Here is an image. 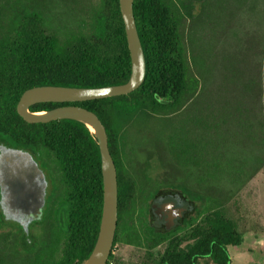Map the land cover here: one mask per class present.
Here are the masks:
<instances>
[{
	"label": "trees",
	"instance_id": "trees-1",
	"mask_svg": "<svg viewBox=\"0 0 264 264\" xmlns=\"http://www.w3.org/2000/svg\"><path fill=\"white\" fill-rule=\"evenodd\" d=\"M59 1L64 0H0V137L40 153L45 162L51 156L59 173L58 188L66 206L61 253L56 260L37 264H83L96 241L102 208L96 139L85 125L71 120L26 123L17 114L16 106L22 93L33 87L99 88L124 84L130 76L131 62L118 0H99L95 7L90 0H66L61 8L72 15L69 24L55 21L50 4ZM180 4L185 10L190 5L185 0ZM132 9L145 60L144 82L137 90L103 100L42 103L29 109L43 112L59 106H76L98 117L116 167L118 207L124 199L120 184L127 177L121 157L125 149L123 139L155 138L159 152L172 156L171 168L174 175L178 174L175 166L181 164L180 131L184 128L170 129V125L173 115L193 101L199 89L198 79L189 72L179 33L181 16L173 1L134 0ZM186 13L192 18L189 11ZM71 25L78 26L79 31L70 30ZM226 26L214 28V47L227 34ZM222 66L226 87L236 83L234 80L239 82L237 75L241 71L231 60H223ZM206 101L203 107L212 106L213 110L188 117V121L201 128L202 143L205 137L214 138L218 121L229 120L227 110L214 115V100L210 104L208 97ZM237 114L241 117L235 122L240 125L245 121L244 112ZM212 143H205L203 148L212 147ZM221 162H202L204 217L200 257L212 264H227L225 246L240 240L221 212L212 210L221 198L208 184L217 179V174H227V168L220 167Z\"/></svg>",
	"mask_w": 264,
	"mask_h": 264
},
{
	"label": "flooded vegetation",
	"instance_id": "flooded-vegetation-1",
	"mask_svg": "<svg viewBox=\"0 0 264 264\" xmlns=\"http://www.w3.org/2000/svg\"><path fill=\"white\" fill-rule=\"evenodd\" d=\"M193 125L190 121L181 125L183 151L175 175L172 156L159 152L155 138L123 139L121 157L127 177L120 184L124 199L120 207L117 202L116 230L106 264H212L200 257L204 154L201 132L196 126L193 137ZM258 126L259 139L253 140L252 151L227 161V196L215 193L221 200L213 212L220 211L240 239L225 246L227 264H264V131ZM4 140H0V164L9 170L7 191L16 195L15 207L28 216L26 223L6 224L5 241L11 246L9 257L21 258L34 241L47 244L59 204V173L40 153ZM18 183L26 190L23 194L17 195ZM118 190L117 184V194ZM121 247L131 250L130 259L119 254ZM0 263L4 264L1 259Z\"/></svg>",
	"mask_w": 264,
	"mask_h": 264
},
{
	"label": "rangeland",
	"instance_id": "rangeland-1",
	"mask_svg": "<svg viewBox=\"0 0 264 264\" xmlns=\"http://www.w3.org/2000/svg\"><path fill=\"white\" fill-rule=\"evenodd\" d=\"M90 1L94 7L98 6L99 0ZM172 1L178 7L181 16L179 33L188 59L189 72L190 75L198 79L199 89L194 100L190 101L181 112L173 115L170 129L181 126L182 123L188 121L190 115L193 116L196 113L201 115V111L213 110L212 106L207 108L202 104L204 101L207 102L208 97L210 104L214 100V115H219L220 110H227L229 120L225 123L217 122L219 129L214 131V138H203V145L209 141L213 142L212 147L203 148V160L214 162L221 160L220 167L226 170L227 161L233 157L232 155L242 156L244 153L252 151L249 149L253 142L259 139L260 126L258 124L262 125L261 129L264 131V0H185L190 3L186 10L180 4L184 0ZM65 3L66 0L50 4L53 7L55 21L59 24H69L73 21L72 15L64 12L61 8ZM186 11L191 13L192 18L186 15ZM222 26H226L228 32L214 47V28ZM77 27L71 25L69 29L78 32ZM225 59L231 60L233 65L241 71L237 75L239 82L234 80L236 83L228 84L227 87L222 82L224 78L222 61ZM235 102L242 105L233 106ZM223 103H232V105L220 106ZM237 112H244L245 121L240 125L235 122L236 118L241 117ZM192 128L194 137L196 126L193 125ZM199 131L201 132L200 127ZM0 140L4 139L0 138ZM257 148L258 146H256ZM47 159L50 165L57 169L53 158L48 156ZM10 168L13 175V167ZM8 173L9 170L7 168L5 170L4 164L1 163V261L4 264H37L39 261L56 260L61 253V231H64V212L66 210V206L60 202L63 199L62 192L59 194V204L53 214L47 244L44 246L42 242L36 244L34 241L21 258L9 257L11 246L5 241V226L7 223L16 225H19L18 222L26 223L28 216L23 209L15 207L16 195L7 191ZM217 176V179L210 181L208 186L225 198L228 192L227 174H217ZM18 190L17 195L26 191L20 183H18ZM242 199L243 197H241ZM241 211L244 212L242 209ZM20 249L22 248L20 247ZM118 252L125 259H130L132 256L131 250L125 247H121ZM203 264H207V262H203Z\"/></svg>",
	"mask_w": 264,
	"mask_h": 264
},
{
	"label": "water",
	"instance_id": "water-1",
	"mask_svg": "<svg viewBox=\"0 0 264 264\" xmlns=\"http://www.w3.org/2000/svg\"><path fill=\"white\" fill-rule=\"evenodd\" d=\"M124 24L131 71L124 84L99 88L38 86L22 93L16 106L17 114L29 124L71 120L82 123L94 135L102 179V208L96 241L83 264H106L113 245L117 224V175L107 143V134L98 117L81 107L60 106L43 112H31L36 104L80 103L128 95L137 90L145 78V60L133 15L134 0H118ZM91 128V129H90Z\"/></svg>",
	"mask_w": 264,
	"mask_h": 264
},
{
	"label": "bare ground",
	"instance_id": "bare-ground-1",
	"mask_svg": "<svg viewBox=\"0 0 264 264\" xmlns=\"http://www.w3.org/2000/svg\"><path fill=\"white\" fill-rule=\"evenodd\" d=\"M91 129V128H90Z\"/></svg>",
	"mask_w": 264,
	"mask_h": 264
}]
</instances>
